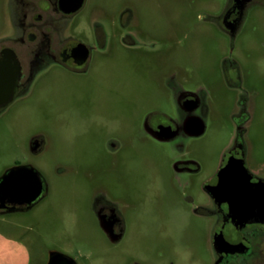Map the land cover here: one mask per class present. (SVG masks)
I'll list each match as a JSON object with an SVG mask.
<instances>
[{
    "label": "rangeland",
    "instance_id": "obj_1",
    "mask_svg": "<svg viewBox=\"0 0 264 264\" xmlns=\"http://www.w3.org/2000/svg\"><path fill=\"white\" fill-rule=\"evenodd\" d=\"M90 2L81 12L104 13L106 31L122 30L120 15L132 14L130 30L146 38L144 46L130 52L117 45L90 77L48 71L0 112V174L32 164L50 186L32 209L0 214V238L21 242L29 264H46L50 250L77 264H199L203 247L198 230L185 227V211L207 199L205 175L228 158L243 100L247 162H264V9L253 8L232 37L219 22L229 0ZM170 77L201 92L208 106L205 133L185 144V157L203 169L186 177L181 193L162 183L171 175L166 159L176 153L170 145L137 143L118 154L106 147L111 135L126 142L145 110L167 108L162 85ZM35 134L46 140L37 155L29 147ZM96 189L121 202L128 215L120 242L94 217Z\"/></svg>",
    "mask_w": 264,
    "mask_h": 264
},
{
    "label": "flooded vegetation",
    "instance_id": "obj_2",
    "mask_svg": "<svg viewBox=\"0 0 264 264\" xmlns=\"http://www.w3.org/2000/svg\"><path fill=\"white\" fill-rule=\"evenodd\" d=\"M90 1L82 0L76 6L77 0H0V59L9 60L12 67L18 66L16 88L0 112L21 100L48 71L62 70L73 76L90 77L97 64L117 45L130 52L143 48L146 38L130 30L134 24L132 14L126 19L123 13L120 15L118 25L122 30L106 31L104 13L81 12ZM255 7L264 9V0H229L219 19L221 27L234 37ZM85 28L88 31H83ZM162 89L167 108L155 105L145 110L141 126L131 129L126 142L111 135L106 147L111 154H118L126 145L137 143L170 145L176 153L166 159L171 175L162 183L181 193L188 183L186 177L198 175L203 169L196 160L185 157V144L190 137L205 133L208 106L201 92L186 90L173 77L163 82ZM239 105L228 158L205 175L207 199L185 211V227L198 230V243L203 247L199 264H264V162H247L245 126L249 113L244 100ZM200 123L204 125L203 131L192 134ZM45 142L43 135H33L30 151L35 155L42 153ZM31 167L38 172L39 195L31 202L13 203L6 199L2 206L0 201V214L28 211L50 193L48 180L32 164L17 163L5 171L23 170L20 176L28 188L30 176L25 172ZM26 195L24 198H28ZM91 208L108 238L120 242L130 223L121 202L104 189H96Z\"/></svg>",
    "mask_w": 264,
    "mask_h": 264
},
{
    "label": "water",
    "instance_id": "obj_3",
    "mask_svg": "<svg viewBox=\"0 0 264 264\" xmlns=\"http://www.w3.org/2000/svg\"><path fill=\"white\" fill-rule=\"evenodd\" d=\"M81 1L82 0H77L76 6L79 5ZM17 79L18 66L12 67L9 60L0 59V108L11 100V95L16 88ZM203 129L204 125L200 123L196 126V130L191 133L198 135ZM22 171L21 169L14 170L11 168L9 172L5 171L0 176V201L2 202V206L6 199L11 200L13 203H23L24 201L31 202L39 195L41 188L38 172L33 167L26 169L25 173L30 176V187L27 188L20 176ZM222 183H224V181ZM24 194H28V196L26 195L28 198H24ZM46 264H77V262L66 253L50 250Z\"/></svg>",
    "mask_w": 264,
    "mask_h": 264
},
{
    "label": "crops",
    "instance_id": "obj_4",
    "mask_svg": "<svg viewBox=\"0 0 264 264\" xmlns=\"http://www.w3.org/2000/svg\"><path fill=\"white\" fill-rule=\"evenodd\" d=\"M16 243V244H14ZM15 246V247H14ZM20 250V256H12L13 250ZM23 244L21 242H14L13 240H4L0 238V264H29L24 261ZM16 258V259H15ZM25 262V263H24Z\"/></svg>",
    "mask_w": 264,
    "mask_h": 264
}]
</instances>
